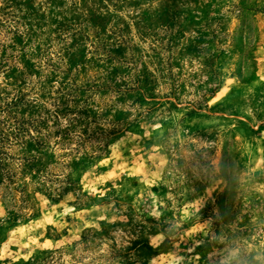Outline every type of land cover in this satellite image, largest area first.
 I'll list each match as a JSON object with an SVG mask.
<instances>
[{"label":"rangeland","instance_id":"obj_1","mask_svg":"<svg viewBox=\"0 0 264 264\" xmlns=\"http://www.w3.org/2000/svg\"><path fill=\"white\" fill-rule=\"evenodd\" d=\"M0 264H264V0H0Z\"/></svg>","mask_w":264,"mask_h":264}]
</instances>
